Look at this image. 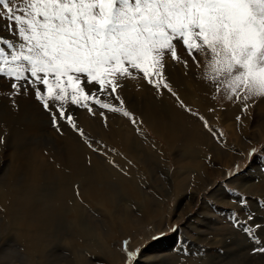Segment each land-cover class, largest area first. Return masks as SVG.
<instances>
[{
  "label": "rangeland",
  "instance_id": "obj_1",
  "mask_svg": "<svg viewBox=\"0 0 264 264\" xmlns=\"http://www.w3.org/2000/svg\"><path fill=\"white\" fill-rule=\"evenodd\" d=\"M0 37L12 38L3 21H0ZM177 50L187 58L183 46L178 44ZM167 74L176 96L167 91L158 95L142 74H138L140 78L125 80L120 93L126 109L143 121L142 127L147 135L143 131L138 132L129 118L100 109L91 101L88 103L95 108V115L84 107L67 106L78 127L92 141L101 140L100 134L123 131L112 137L129 146L145 170L140 174L131 170L127 176L125 173L133 168L132 164L124 161L125 155H119L107 140V149L114 151H109L105 157L93 151L67 123L62 124L61 134L51 125L50 116L35 99L33 91L10 98V82L0 77V134H6L4 144L0 145V187L6 186L5 192L0 190V199L8 200L5 206L0 202V240L8 244L0 250V256H5L1 264L11 257V250L12 254L16 251V256L10 258L12 264H24L19 255L24 256L25 253L16 247L13 225L26 210L33 212L30 220L34 221L23 217V224L32 222L49 227L51 241L46 246L48 251L45 249L44 264H69L77 258L82 264L88 260L94 261L93 264H104L102 255L107 256L109 243L105 248H93V236H83L88 234L89 227H97L100 239L105 238L108 242L110 239L112 242L121 240L122 244L115 243L114 248L124 246L123 242L127 240L129 250H139L138 263L264 264V253L253 251L257 245L234 226L232 219L234 212L241 220L251 213L256 223L264 224V152H259L264 149V98H257L249 114L245 115L241 113L239 104L213 99L214 90L206 88L194 66L186 70L183 65L170 62ZM102 98L111 101L110 97ZM13 99L18 106L16 108L13 107ZM210 108L215 111H209ZM101 111L105 112L106 121L99 115ZM193 113L203 116L216 135L206 129L203 121ZM237 116H242V121L238 122ZM161 125L166 127L168 136H172L170 142L165 135L157 134L155 128L160 129ZM155 145L164 150L168 170L164 169L162 154L157 153ZM253 148L258 150V155L250 158L249 152ZM94 172L99 175L95 177ZM74 176L83 179L79 181L83 185L70 183L65 188L70 192L65 201L56 193V188ZM100 179L104 181L97 186ZM121 179L125 181H119ZM87 184L92 188L103 187L107 194L114 196L117 204L112 205L111 210L121 235L110 232L106 214L100 212L99 202L104 194L99 195L94 205L87 203L89 206L85 205L81 193L77 195L79 186L86 188ZM123 185L124 190L132 192L131 200L134 197L138 202L146 199L151 210L144 211L139 204H134L123 192ZM17 194L26 197L15 200ZM242 199H247L246 207H241ZM73 201L79 212V216L74 218L85 225L81 229L74 226L76 221L72 217L65 216L69 215ZM252 201L256 202L253 206ZM132 212L141 215L133 214L125 220V213L131 216ZM152 212L156 214L150 215ZM147 218L153 221L138 228L137 224ZM176 225L179 230L172 232L171 228ZM76 231L88 248L82 250L81 247L74 249L70 246L69 237ZM258 234L264 240V231ZM107 235L110 236L107 238ZM154 236L157 239H153ZM154 243L157 244L152 250L154 252H147ZM159 245L163 247L161 253ZM8 247L11 250L7 251ZM113 264H126V257Z\"/></svg>",
  "mask_w": 264,
  "mask_h": 264
},
{
  "label": "snow or ice",
  "instance_id": "obj_2",
  "mask_svg": "<svg viewBox=\"0 0 264 264\" xmlns=\"http://www.w3.org/2000/svg\"><path fill=\"white\" fill-rule=\"evenodd\" d=\"M0 21L12 34L0 37V77L10 82V98L33 91L58 132L67 123L101 155L114 150L92 141L67 106L95 115L91 101L129 118L142 132L143 121L126 109L120 94L124 81L142 74L158 95L176 96L167 74L170 62L186 70L194 66L214 90L213 99L239 104L245 115L264 98V0H0ZM178 44L187 58L178 54ZM99 115L106 121L104 111ZM193 115L216 135L203 116ZM256 155L251 149L249 157ZM240 204L246 207L247 199ZM232 219L257 245L253 251L264 253L258 234L264 224L251 213L241 220L234 212ZM128 243L123 242L126 264H138L139 250H129Z\"/></svg>",
  "mask_w": 264,
  "mask_h": 264
},
{
  "label": "bare ground",
  "instance_id": "obj_3",
  "mask_svg": "<svg viewBox=\"0 0 264 264\" xmlns=\"http://www.w3.org/2000/svg\"><path fill=\"white\" fill-rule=\"evenodd\" d=\"M206 88H207V86H206ZM205 88V89H206ZM162 121V120H161ZM149 122V121H148ZM151 122V121H150ZM156 122V121H155ZM165 122V121H164ZM154 123V122H153ZM156 124V123H155ZM161 124V123H160ZM159 124V125H160ZM158 125V124H157ZM151 126H152V124H151ZM156 127V126H155ZM154 127V128H155ZM161 127L162 128H160V129H158V128H155L156 129V132H157V134L159 133V134H161V135H165L167 138H166V140L167 141H171L173 138H172V136L171 137H169L168 136V134H167V132H166V127L164 126L163 127V125H161ZM143 128V127H142ZM112 131H110L109 133H108V135L107 134H103V135H101L100 134V139L101 140H99L104 146H106V149L108 148V145L106 144V140L111 144V145H113L116 149H117V151H118V153H119V155H125L124 157H123V160L124 161H131V164H132V166H133V168H131L128 172H127V174H131L132 172H131V170H134V171H136V173L137 174H140V173H143L145 170H144V167H141L139 164H138V159L134 156V151L132 150V149H130L129 148V146H125V144L121 141V140H118V139H116L115 137H112V136H115L117 133H119V132H123L122 130H120L119 132H115V130H113V132L111 133ZM143 132L147 135V133H146V131H145V129L143 128ZM169 132V131H168ZM164 133V134H163ZM169 134H170V132H169ZM151 141V140H150ZM158 146H160L159 144H157ZM157 145H155L156 147L155 148H158L157 147ZM98 146V145H97ZM67 150H68V148H67ZM96 152V151H95ZM98 153V152H97ZM157 153H161L162 154V156L160 157L161 158V160L163 161V163H164V169H169V166H168V160H167V156H166V154H165V152H164V150L162 149V148H158L157 149ZM62 156H64V155H62ZM70 156H71V154H70ZM68 157H69V155H68ZM106 157V156H105ZM104 157V158H105ZM108 159V158H107ZM104 161V160H103ZM67 162H69V161H67ZM93 162H94V160L92 159V165H93ZM105 162V161H104ZM146 173V172H145ZM56 174H57V171H56ZM127 174H126V176H127ZM95 177H97L99 174H98V172H94V174H93ZM55 176V175H54ZM135 176V175H134ZM137 176V175H136ZM139 176V175H138ZM137 176V177H138ZM48 177H50L51 178V176L49 175ZM52 179V178H51ZM80 180H83V179H81V178H78V177H72L67 183H64V184H62V185H60V186H58L56 189V193L57 194H59L60 196V198H63L65 201L67 200V196H68V194L70 195V192H68L67 190H65V188L70 184V183H74V182H79ZM87 181V180H86ZM104 180H102V179H100L99 180V182H97L96 184H97V186H101V184L100 183H102ZM119 181H121V182H124L125 181V179H121V180H119ZM30 182V184L32 185L33 184V181L32 180H30L29 181ZM88 182V181H87ZM49 183V182H48ZM26 184V183H25ZM24 184V185H25ZM79 184L81 185V182H79ZM95 184V183H94ZM82 185H83V182H82ZM81 185V186H82ZM103 185V184H102ZM81 186H79V188H78V192L79 193H81L82 195H83V198H82V200L84 201V202H86V206H89V204L87 205V203H90V204H92V205H94L95 203H96V201H97V199H98V197H99V195H102V194H104L105 196H103L102 198H101V200H100V202H99V206H100V212L101 213H105L106 214V217L105 218H107L106 220L110 223L107 227L109 228V230H110V232L111 233H113V234H115V233H119V235H121L120 233H121V230L118 228L119 226L116 224V219H115V217H114V212L111 210V206L112 205H114V204H117L115 201H114V196L113 195H111V194H107V192H106V189L105 188H103V187H94V188H92L91 186H88V184H87V186L88 187H86V188H83V187H81ZM4 187H6V186H2V187H0V190H2L3 192H5L4 191ZM25 187V186H24ZM105 187V186H104ZM108 187H110V186H108ZM124 187H125V185H123L122 186V189H123V192L125 193V195H127L128 196V198L130 199V196L131 197H133L132 195H131V193L132 192H130V191H128V190H124ZM167 187V186H166ZM27 188L29 189V184H27ZM111 189H112V187H111ZM160 189V188H159ZM5 190H6V188H5ZM30 190V189H29ZM35 190V189H34ZM77 190V189H76ZM8 191V190H7ZM34 192V191H33ZM77 193V192H76ZM3 195V194H2ZM45 195V194H44ZM11 196V195H10ZM16 196H18V194L16 195ZM19 197V198H18ZM16 199H15V197L14 196H11V198H13V199H15V200H19V199H24L26 196L25 195H20L19 194V196H18ZM58 198V197H57ZM22 199V200H23ZM54 199V198H53ZM73 200V199H72ZM131 200V199H130ZM7 201L8 200H6V199H0V202L5 206L6 205V203H7ZM58 201V200H57ZM59 201H61V200H59ZM75 201V200H74ZM74 201H73V203H72V206L73 207H71V211L69 212V215H65L66 217H72V220H74V221H76V225H74L76 228H80V227H82V225H84L82 222H77V220L74 218V216L75 215H78L79 216V212H78V210L76 209V207H75V204H74ZM79 201H80V199H79ZM134 204H139L142 208H143V210L145 211L146 209H149V210H151L149 207H148V205H147V200L146 199H141L139 202L136 200V198L134 197V200H131ZM12 202V201H11ZM57 203V202H56ZM164 203V202H163ZM254 203H256L255 201H252V206H253V204ZM26 204L24 203L23 204V206H25ZM43 205V204H42ZM77 205V204H76ZM36 205L35 204H33V207H35ZM46 206V205H45ZM109 206V207H108ZM42 207V206H41ZM54 207V206H53ZM110 208V209H109ZM139 210V209H138ZM2 212V211H1ZM32 211H29V210H26L25 212H24V214L23 215H19L17 218H18V221H17V223H14V225H13V229H14V231H13V233H14V235H16V239H17V242H16V247L18 248V250L21 252L22 250L24 251V253H25V255H24V253H23V255L24 256H21V255H19L20 256V258H21V260L24 262V264H44V254H45V249H46V246L49 244V241H51V239L49 238V236H48V234H50L49 233V227H48V229L46 228V226L44 225V224H40V225H38V224H33L32 222H28L27 224H23V222L25 221V219H22L23 217L24 218H27V219H29L30 220V216L32 215ZM162 213V212H161ZM21 214V213H20ZM133 214H140V213H134V212H132V214H131V216H130V214H128V213H125V217H124V219L125 220H128V218H126V217H132L133 216ZM151 214H156V213H154V212H152V213H150V215ZM141 215V214H140ZM149 215V216H150ZM157 215L158 216H161V214H158L157 213ZM59 216V215H58ZM148 216V217H149ZM146 217V216H145ZM171 217V216H170ZM14 218V217H13ZM15 218H16V216H15ZM16 218V219H17ZM15 219V220H16ZM59 219H60V217H59ZM65 220V219H64ZM106 220H104L103 222L106 224ZM30 221H34V219L33 220H30ZM135 221V220H134ZM151 221H153V219H146L145 220V222H142V223H138L137 224V227L138 226H141L142 225V227H143V224H146V223H151ZM1 222V221H0ZM126 222V221H125ZM9 223V222H8ZM11 223V222H10ZM124 224V223H123ZM8 225V224H7ZM7 225H6V227H7ZM149 225V224H148ZM1 226V225H0ZM85 226V225H84ZM164 226V225H163ZM5 227V228H6ZM12 227V226H11ZM161 227V226H160ZM1 228H2V226H1ZM139 228V227H138ZM3 229H4V225H3ZM2 229V230H3ZM81 229V228H80ZM124 229H126V228H124ZM145 229H146V227H145ZM155 229V228H154ZM153 229V230H154ZM163 229V228H162ZM79 230V229H78ZM161 230V229H160ZM164 230V229H163ZM10 231V230H9ZM98 232H99V230L97 229V227H89V229H88V234H86V235H83L82 233V235L84 236V237H86V238H88V237H90V236H93V238H92V241H94V244H93V248H95L96 246H99V247H101V248H105V245L107 244V243H109V245L107 246V251H108V253L106 254L107 256H104V255H102V258L105 260V263L104 264H113L115 261H120L122 258H125L126 257V255H125V252H124V246H122V247H119V248H114V244L115 243H121L122 244V241L121 240H115V241H113L112 242V239H110V241L108 242V241H105V238H102V239H100L99 238V236H98ZM127 232V231H126ZM150 232V231H149ZM155 232V231H154ZM4 233H7V232H4ZM11 234V233H10ZM10 234H8V235H10ZM130 234V233H129ZM128 234V235H129ZM147 234H149V233H147ZM14 235H13V237H14ZM12 236V235H11ZM108 236H110V235H107V238H108ZM176 236V235H175ZM130 237V236H129ZM10 238V237H9ZM57 240V239H56ZM54 241V240H53ZM175 241V240H174ZM69 244H70V246L71 247H73L74 249H78L79 247H81L82 248V250L84 249V247L85 248H88V246H86V243L85 242H83V240H82V238H81V236L79 235V233H77V231L75 232V233H73L70 237H69V242H68ZM170 243V242H169ZM18 244V245H17ZM20 244V245H19ZM155 244V243H154ZM166 244H167V242H166ZM7 245L8 244H5L4 242H2V240H0V250H3V249H5L6 247H7ZM116 245V244H115ZM12 246V245H11ZM10 246V248H12ZM156 246H157V244H155V245H153L147 252H150V253H153L154 251H152L154 248H156ZM174 246V245H173ZM159 247V252L163 249V247L162 246H158ZM9 248V247H8ZM8 249L7 251H9V250H11V249ZM13 249V248H12ZM15 249V248H14ZM47 251H48V249H46ZM101 250V249H100ZM99 250V251H100ZM2 252V251H1ZM10 252V254H11V257L12 258H14L15 256H16V251L15 252H13V254L11 253L12 252V250L11 251H9ZM84 252V251H83ZM47 253V252H46ZM106 253V252H105ZM161 253V252H160ZM7 254V256H8V253H6ZM5 254V255H6ZM98 254H101L100 252H98ZM151 255V254H150ZM10 256V255H9ZM1 257V256H0ZM11 257H9V259H8V261L5 263V264H12L13 262L11 261ZM2 258H5V256H3V257H1L0 258V261H2L3 259ZM213 259V258H212ZM141 260V259H140ZM143 260V259H142ZM93 262L94 261H92V260H88V261H86L85 262V264H93ZM140 262V261H139ZM1 264V263H0ZM68 264V263H67ZM69 264H82L81 263V260L79 259V258H77L76 260H75V262H72V263H69ZM138 264H148V263H138Z\"/></svg>",
  "mask_w": 264,
  "mask_h": 264
}]
</instances>
